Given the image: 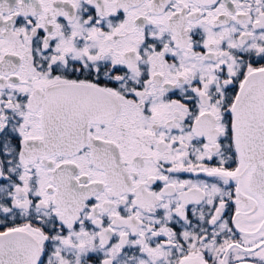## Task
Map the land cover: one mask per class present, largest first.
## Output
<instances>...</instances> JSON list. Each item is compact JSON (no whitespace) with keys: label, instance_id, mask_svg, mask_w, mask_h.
I'll return each mask as SVG.
<instances>
[{"label":"snow or ice","instance_id":"snow-or-ice-1","mask_svg":"<svg viewBox=\"0 0 264 264\" xmlns=\"http://www.w3.org/2000/svg\"><path fill=\"white\" fill-rule=\"evenodd\" d=\"M0 264H264V0H0Z\"/></svg>","mask_w":264,"mask_h":264}]
</instances>
